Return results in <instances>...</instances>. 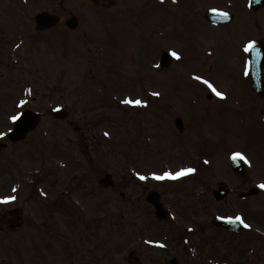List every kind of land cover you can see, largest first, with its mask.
I'll return each mask as SVG.
<instances>
[{
    "label": "rangeland",
    "instance_id": "374dc122",
    "mask_svg": "<svg viewBox=\"0 0 264 264\" xmlns=\"http://www.w3.org/2000/svg\"><path fill=\"white\" fill-rule=\"evenodd\" d=\"M28 1L39 2V6L31 4L34 9L45 6L57 9L56 3L61 0ZM147 1L133 0L138 9L135 11L136 18L138 16L141 19L135 25L121 22L113 7L110 12L104 13L88 9L85 18H89L90 22L85 47L79 46V39L55 40L54 46L44 39L39 54L35 50L17 52L14 54L19 58L16 68L25 72L28 71L27 65L34 66L28 75L22 76L16 72L10 75L7 63L6 78L10 79L7 99L5 96L2 100L0 93V133L4 135L6 129L12 125L13 115L25 107L23 104L14 103L21 93L17 95V89L21 90L27 79L36 80L32 84L36 98L30 100V107L43 111L44 119L26 141L0 152V198L15 197L10 202H0V212L4 215L0 220V264H49L51 261L54 264V259L63 246L68 256H72L70 262L82 258L90 260L98 255L102 260L101 264H131L135 256H138L141 264H152L149 256L153 249L148 241L144 242V238L157 239V236L150 233V230L155 229L170 236L168 227L156 222L145 197L134 200L133 205L125 204L118 193L104 192L98 186V180L105 172H112L116 179L129 173L128 171L131 173L128 164L134 161V169L138 175L145 178V181L156 183V186L164 191V200L171 205L176 219L183 223L189 219L203 222L202 227L207 230H203L201 236H209L208 223L214 212L211 209L212 203L207 199L201 205L200 201L199 207V198L193 196V192L198 191L195 178L200 176L202 180L210 175L207 166H199L202 171L198 176L190 173V178L185 180L167 179L159 182L161 179H156V175L165 170V167L161 166L163 164L174 167L165 170L170 172L185 168L179 166L188 163L187 150L193 152L195 148L191 143H188L186 148L179 142L182 139L174 125L176 116L182 117L183 120L189 117L194 127L202 133H207L212 127V117L214 120L218 118L220 124L226 125L233 134V144L240 145L239 147L246 145V142L241 141L243 127L238 122L241 118L237 120L235 117H246L247 113L242 110H245V103L250 101L251 96L250 87L244 83L240 50L246 38L264 35V25L252 24L257 15L246 14L245 9L236 6L233 10L239 16L236 20L238 24H233L235 31L224 29L219 38V32L210 28L202 13L212 5L221 6L224 0H186L192 3L188 5L182 0L184 6H179L177 0H151L149 5ZM81 2L83 0H64L63 4L69 8L74 3ZM142 3L150 8L144 9ZM34 9L31 11V17ZM244 19L248 20V24H244ZM30 20L33 21V18ZM113 34L120 39L118 44L112 39ZM75 45L78 47L75 48ZM69 47L75 56L71 57ZM89 47L91 49H87ZM162 49L179 50L182 57L166 70L159 71L158 61ZM28 57L32 61L27 60ZM48 62L50 66L47 65ZM212 70L214 73L211 74ZM200 74H203L201 78H207L226 94L221 101L210 103L207 96L193 97L207 92L203 85L204 88L199 89L200 86L195 83ZM224 78L228 80L227 83H232L227 84ZM199 80L204 82L206 79ZM36 83L38 86H35ZM50 83L57 86V91L52 96L48 93L42 94V88H47ZM93 99L97 101V107H94ZM129 99L146 101L145 107L142 103L139 110L125 102ZM233 102L239 107L232 104ZM59 103L68 105L72 117L85 128L84 133L94 137L88 148H82L81 143L77 142L78 136L73 133L67 122H60L51 117L50 110ZM183 112L186 117L182 115ZM96 113L101 115L92 118ZM152 122L155 128L148 126V123L152 125ZM157 124L163 126L160 128ZM146 137H155L153 139L159 147L147 146ZM200 150L201 155H207L209 152L205 145H202ZM263 159L264 154L260 157V160ZM190 161L196 162L195 159ZM220 165L224 163L220 161ZM53 168L56 171H53ZM51 171L54 176H50ZM258 173L264 175V165H260ZM56 176L60 179L55 182L53 178ZM83 176L88 180L85 181L84 189L74 194L79 199L74 204L85 210L86 217H82L81 223L72 224L71 218L64 216L66 214L62 212L63 208L47 207L49 202H56L54 197L58 198L61 187L69 186L67 177L78 178L79 181ZM41 180L42 182H39ZM204 188L205 185L200 187L198 196ZM38 189H43V195ZM140 192L141 188H136V195ZM196 207L200 208L196 212L199 216L190 215V210L195 211ZM118 208L136 210L131 215L127 211V214L121 217V229L116 226L118 216L115 215ZM102 210L104 212H101ZM201 215H204L202 219ZM53 216L60 220L57 225L58 232H51L49 229ZM62 217L67 224L84 231H74L72 234V227L66 229L63 226L65 222L63 223ZM102 218L103 222H94ZM21 219L24 220L22 226L16 227L15 224ZM11 224L14 225L11 227ZM86 224H103V227L96 235L95 232H86ZM136 227L139 231H135ZM40 230L45 231L42 233ZM212 230L215 231L214 228ZM136 232L148 237H139ZM44 235L46 237L42 239L41 236ZM185 235L192 237L191 234ZM232 237L238 241V236ZM171 238L172 236L169 253L173 255L175 244L180 245L182 237L179 239L180 243ZM191 242L195 244L193 240ZM233 250L239 257L241 255L242 259L241 261L236 258L235 262L246 264L241 249ZM132 252V258H129ZM61 253L57 259L63 258ZM191 264H195L194 261Z\"/></svg>",
    "mask_w": 264,
    "mask_h": 264
},
{
    "label": "snow or ice",
    "instance_id": "6c2138e0",
    "mask_svg": "<svg viewBox=\"0 0 264 264\" xmlns=\"http://www.w3.org/2000/svg\"><path fill=\"white\" fill-rule=\"evenodd\" d=\"M226 15V14H225ZM255 44V41H250L247 45H246V50L248 49H251ZM173 55L174 56H177V58H179V54L176 53V52H173ZM196 79H202L201 77H196ZM206 84H208L209 82L207 80L204 81ZM210 87H213L212 85L209 84ZM213 91L216 92V95L220 96V97H224L226 94L223 93V92H220V91H217L214 87H213ZM154 95H159V93H154ZM126 103H129V104H135V105H140L142 103H144L143 101L137 99V100H127L125 101ZM21 103H23V101H21ZM13 120L17 119L16 116H13L12 117ZM3 133H0V136H2ZM233 159H237V158H242V159H246V157L243 156V154L241 152H235L233 153ZM195 169L193 168H187V169H182L180 172H177L175 174V176H173L172 173H165V176H170V177H173V178H176V177H179V176H182L184 175L185 173H188V172H194ZM158 178H163V177H158ZM262 187H264V185H262ZM15 197L13 196H7V197H3V198H0V202H4V203H7V202H10L12 200H14ZM237 219H240V217H237Z\"/></svg>",
    "mask_w": 264,
    "mask_h": 264
},
{
    "label": "water",
    "instance_id": "95a60500",
    "mask_svg": "<svg viewBox=\"0 0 264 264\" xmlns=\"http://www.w3.org/2000/svg\"><path fill=\"white\" fill-rule=\"evenodd\" d=\"M42 16H39V19H42ZM31 115L27 112L20 120L17 121V132H19L20 130H22L23 132H25L28 128L27 126H29V124H31ZM158 208L160 209V207L158 206Z\"/></svg>",
    "mask_w": 264,
    "mask_h": 264
},
{
    "label": "flooded vegetation",
    "instance_id": "af4514ba",
    "mask_svg": "<svg viewBox=\"0 0 264 264\" xmlns=\"http://www.w3.org/2000/svg\"><path fill=\"white\" fill-rule=\"evenodd\" d=\"M248 183H249L248 180L242 181V184H243L244 187H247ZM243 206H247V205H243ZM248 232L251 234V238L250 239H252V242H255V241L259 240L261 234L258 233V231L257 232H255V231L254 232H250L249 230H246L245 233H244L245 241H249V236L250 235H249Z\"/></svg>",
    "mask_w": 264,
    "mask_h": 264
}]
</instances>
